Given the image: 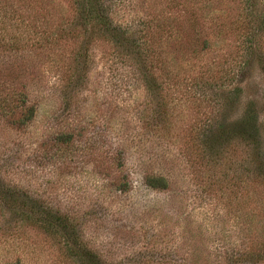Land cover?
<instances>
[{
  "label": "rangeland",
  "instance_id": "obj_1",
  "mask_svg": "<svg viewBox=\"0 0 264 264\" xmlns=\"http://www.w3.org/2000/svg\"><path fill=\"white\" fill-rule=\"evenodd\" d=\"M54 4L59 15L73 14L67 0H54ZM17 9L15 16H22L24 28L34 29L28 25L32 18L26 7L18 4ZM258 13L264 17V0ZM203 22L202 33L210 44L201 60L175 59L177 75L167 72V63L156 60L152 92L146 89L135 60L109 42L86 47L91 56L87 71L65 93L57 86L61 74L54 63L64 72L86 39L75 43L72 38L62 45L53 56L57 62L35 51L31 58L36 55L33 62L42 69L31 87V98L38 106L35 118L21 128L0 120L1 180L27 187L46 203L74 213L90 245L112 264H219L221 232L234 221L223 213L215 219L214 206L190 197L194 180L188 160L197 155L194 138L213 112L197 97L203 90L220 94L238 83L243 92L236 114L256 102L264 123V37L255 39L243 23L230 25L225 36L220 29L210 28L207 17ZM30 51L31 47L17 58L30 59ZM193 70L203 73L190 75ZM206 83H213L206 87L208 91L205 86L201 89ZM162 111L170 116L165 123ZM64 130H75L70 142L52 139ZM147 172L167 176L171 187L147 186ZM123 178L128 181L124 191L118 187ZM6 215L0 216V225H6ZM30 235L33 252L25 255V264H70L62 241L41 233ZM24 249L23 244H0V264Z\"/></svg>",
  "mask_w": 264,
  "mask_h": 264
},
{
  "label": "trees",
  "instance_id": "obj_2",
  "mask_svg": "<svg viewBox=\"0 0 264 264\" xmlns=\"http://www.w3.org/2000/svg\"><path fill=\"white\" fill-rule=\"evenodd\" d=\"M67 1L73 11L70 17L58 14L54 0H0V120L10 126L21 128L37 114L31 87L42 69L36 66L38 62H33L36 55L31 58V54L36 51L57 62L54 59L57 50L71 43L72 38L75 43L84 38L86 41L82 42L81 50L75 49L73 59L71 56L69 62L66 60L64 72L54 63V69L61 74L57 86L64 93L83 78L91 62L87 46L96 41L124 48L137 63L146 89L152 92L156 60L162 61V65L167 63V72L175 75L180 71L175 59L201 60L210 44V38L202 33L204 17L210 21V28L220 29L222 35L228 36L230 25L243 23L255 39L264 37V17L258 13L260 0H231L229 6L228 0H207L208 6L204 0ZM18 4L26 7L32 18L28 25L34 29L24 28L25 21L19 20L22 16L16 18ZM136 6L142 7L137 13L132 10ZM136 27L139 28L135 36ZM163 40L168 45L166 51ZM29 47L30 59L20 61L17 56L26 53ZM195 71L189 74L203 73ZM212 85L206 83L201 89L205 86L208 91ZM242 92V87L235 83L220 94L203 90L197 97L205 106L211 105L213 112L194 138L198 141L197 155L188 160L194 180L191 200L214 206L215 219L223 213L234 221L228 224V231L221 232L219 264H264V123L256 102H249L241 115L236 114ZM161 115L163 123L169 121V113L166 116L162 111ZM74 132L60 131L52 139L70 142ZM123 179L118 186L122 191L128 187V181ZM144 182L156 190L171 187L167 176L161 174L147 172ZM5 215L6 225H0V244H23L25 249L17 252L14 259L6 256L3 264H25V255L33 252L32 232L62 241L70 264H112L90 245L74 213L62 211L27 187L5 178L1 180L0 176V216Z\"/></svg>",
  "mask_w": 264,
  "mask_h": 264
}]
</instances>
